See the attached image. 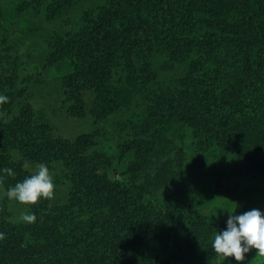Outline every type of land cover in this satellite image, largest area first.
<instances>
[{
  "label": "rangeland",
  "instance_id": "obj_1",
  "mask_svg": "<svg viewBox=\"0 0 264 264\" xmlns=\"http://www.w3.org/2000/svg\"><path fill=\"white\" fill-rule=\"evenodd\" d=\"M171 1L191 12L190 32L181 35L190 41V52L177 56L157 45L146 49L149 55L144 58V67L134 57L131 61L137 72L145 68L147 73L130 74L120 68L104 91L76 83L88 62L68 50L92 41V21L117 0H0V78L22 74L15 82L17 87L3 80L0 93L9 99L0 103V118L8 127L24 117L38 145L78 151V157L94 164L96 176L140 189L141 213L150 223L158 220L168 236L163 245L155 234L148 235L146 257L171 264H264L257 260L255 249L243 262L230 257L224 261L219 254L206 256L204 252L205 241H212L215 231L226 227L234 206L237 214L252 208L264 210V92L258 99L257 118L246 120L238 129L243 158L224 147L198 144L195 132L208 123V115L161 111L165 106L191 104L185 95L201 84L222 92L246 74L251 59L242 46L254 34L246 30L250 16L244 8L255 6L257 1L252 0L248 7L231 5V0ZM262 72L264 77V65ZM4 142L0 139V146ZM181 152L177 181L158 189H141L140 169L145 162L152 161L155 166L159 159L169 158L176 163ZM5 153L14 169L26 171L28 176L36 171L38 162L25 167L24 157L16 148L8 145ZM157 154L161 156L157 158ZM46 163L55 179L54 196L47 200L50 210L62 215L56 227L61 239L89 234L85 221L70 219L94 196L88 192L74 196L78 165L65 158ZM7 189L0 180L1 216L20 226V252L35 254L40 262L36 252H48V247L41 234L34 232L35 222L22 218L33 208L9 198ZM175 206L199 215L210 229L209 236L198 239L195 251L181 261L174 259L176 243L167 225ZM113 211L112 204L103 200L97 234L104 232ZM86 241L97 240L89 237ZM65 249H60L59 264H70L72 255ZM26 260L9 259L0 247V264H25ZM56 261L52 259L53 264Z\"/></svg>",
  "mask_w": 264,
  "mask_h": 264
},
{
  "label": "trees",
  "instance_id": "obj_2",
  "mask_svg": "<svg viewBox=\"0 0 264 264\" xmlns=\"http://www.w3.org/2000/svg\"><path fill=\"white\" fill-rule=\"evenodd\" d=\"M257 1L251 6L252 0H231L229 4L242 6L249 12L250 21L246 30L253 35L243 44L242 49L251 62L246 74L224 91L207 84H201L196 90L186 93L192 101L189 105H171L161 109L162 112L180 113L194 116L207 117L208 123L195 132L200 146L210 147L217 145L230 150L237 157L243 158L239 147V128H243L245 121L257 118L258 99L264 92V1ZM263 1V2H262ZM261 2V4H260ZM237 26V25H235ZM192 27L191 12L188 8L173 3L171 0H117L109 8H105L99 17L92 21L90 35L92 41L88 44L73 46L68 53L78 55V59H86L88 65L81 69L77 75L76 83L80 87L89 89H108L112 75L118 69L129 71L130 74L145 75L147 69L142 68L137 72L135 63L140 61L145 66V57L149 55L146 49L155 45L165 47L169 55L186 56L190 52L187 39L182 34H189ZM2 61L0 60V63ZM126 64V65H125ZM21 73L0 78L3 83L17 87L15 82ZM20 79V78H19ZM2 87V86H1ZM22 89V88H21ZM107 92V91H106ZM105 92V93H106ZM105 99V97L103 96ZM1 117V116H0ZM24 117L17 118L8 127H4L0 118V139L5 140L0 146V169L5 167L16 168L9 163L6 157V146L16 148L29 163L48 162L50 159L65 158L71 165H78V178L74 191L75 197L83 194H94L92 199L81 209L79 215L70 217L74 222L85 221L89 234L61 239L57 224L61 214L50 210L47 198H41L31 205L36 213L34 232H39L48 247V252H36L40 262L34 255L20 252L18 241L20 239V226L8 223L0 213V232L5 236L0 239V247L4 256L15 260L27 257L25 264H53L52 259L59 264L61 248L71 252L70 264H171L161 263L153 257H146V239L150 234H155L163 245L167 243V233L163 231L158 220L148 222L138 204L141 202V192L128 185L112 183L96 176L94 164L80 156V152L64 151L60 147H42L36 143L35 135L30 130ZM173 145L172 143H168ZM79 148V147H77ZM84 145L80 150H84ZM164 152V149L162 150ZM159 158L161 155H155ZM149 158V156H148ZM183 162V153H179L176 163L172 159L160 160L155 166L152 161H147L140 169L142 178L141 189H158L166 187L179 179L180 167ZM15 176L0 172V179L9 188L17 181L28 176L26 171L14 169ZM105 200L113 206V213L107 222L104 232L96 233L98 216L102 201ZM64 214V213H63ZM67 214L72 215L70 212ZM77 220V221H76ZM168 230L174 234L176 255L174 259L181 261L196 249V241L209 236V226L197 214L187 212L182 207L175 206L172 217L167 223ZM89 237L97 241L86 243ZM205 240V239H203ZM85 242L86 245L82 243ZM204 252L206 256L217 253L213 250L212 241H205ZM52 250H51V249ZM45 250V249H44ZM35 251V250H33ZM51 253V255H46ZM148 253V252H147ZM230 259L235 260L234 257ZM62 264H65L61 261Z\"/></svg>",
  "mask_w": 264,
  "mask_h": 264
},
{
  "label": "clouds",
  "instance_id": "obj_3",
  "mask_svg": "<svg viewBox=\"0 0 264 264\" xmlns=\"http://www.w3.org/2000/svg\"><path fill=\"white\" fill-rule=\"evenodd\" d=\"M8 99L5 94L0 93V103ZM28 166L29 162L25 161V167ZM0 172L16 175L15 170L10 167L0 169ZM54 190L55 179L52 171L46 162H39L33 174L7 189V195L25 204H35L41 198L53 197ZM236 209L237 205L228 213L226 227L215 231L212 240L213 250L224 261L226 258L234 257L235 261L243 262L246 254L255 249L257 260L264 262V210L252 208L237 214ZM22 218L27 222H35L37 216L35 212L27 211L23 213ZM4 236L5 233L0 232V239Z\"/></svg>",
  "mask_w": 264,
  "mask_h": 264
}]
</instances>
